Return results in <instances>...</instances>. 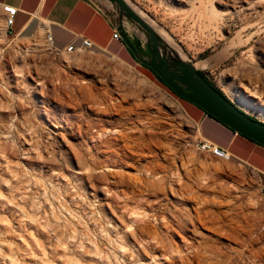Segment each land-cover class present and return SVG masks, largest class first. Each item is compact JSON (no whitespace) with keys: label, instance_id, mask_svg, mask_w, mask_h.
I'll return each instance as SVG.
<instances>
[{"label":"rangeland","instance_id":"374dc122","mask_svg":"<svg viewBox=\"0 0 264 264\" xmlns=\"http://www.w3.org/2000/svg\"><path fill=\"white\" fill-rule=\"evenodd\" d=\"M126 1L264 122V0ZM181 100L137 62L11 40L0 19V264H264L262 186L199 149Z\"/></svg>","mask_w":264,"mask_h":264},{"label":"crops","instance_id":"0c3cea01","mask_svg":"<svg viewBox=\"0 0 264 264\" xmlns=\"http://www.w3.org/2000/svg\"><path fill=\"white\" fill-rule=\"evenodd\" d=\"M16 9L13 23L4 26L11 40L46 39L52 48L64 52L68 47L82 49L84 39L92 43L91 52L120 61L135 62L124 44L113 39L115 26L109 9L99 0H0V19L4 6ZM182 101V100H181ZM186 114L195 125L200 140L228 153L239 165L252 170L264 186V147L223 126L189 102Z\"/></svg>","mask_w":264,"mask_h":264},{"label":"water","instance_id":"95a60500","mask_svg":"<svg viewBox=\"0 0 264 264\" xmlns=\"http://www.w3.org/2000/svg\"><path fill=\"white\" fill-rule=\"evenodd\" d=\"M109 9L126 49L178 98L198 107L231 131L264 147V122L248 115L221 94L193 62L184 58L126 0H99ZM131 40L136 41V47ZM137 47L142 52H137ZM147 50V53L144 50Z\"/></svg>","mask_w":264,"mask_h":264},{"label":"built area","instance_id":"2783aa9c","mask_svg":"<svg viewBox=\"0 0 264 264\" xmlns=\"http://www.w3.org/2000/svg\"><path fill=\"white\" fill-rule=\"evenodd\" d=\"M3 11L6 14V16L4 18V26L5 27H10L12 25V23H13V18H14V15L16 13V9L14 7H12V6H8L7 5V6L3 7ZM113 39L116 40V41H120V37H119V35L116 32H114V34H113ZM46 41L52 47L50 38L48 36L46 37ZM91 48H92V43L89 40L84 39L83 42H82V49L90 51ZM76 50H78V49H75L73 47H68L64 52L72 53V52H74ZM199 149H201L203 151H211V150H213L217 154L226 155L227 156L226 160L232 159L231 156L228 153H226L223 150L213 146L211 143H209V142H207L205 140H202V141L200 140ZM262 193H264V186H262Z\"/></svg>","mask_w":264,"mask_h":264},{"label":"bare ground","instance_id":"6f19581e","mask_svg":"<svg viewBox=\"0 0 264 264\" xmlns=\"http://www.w3.org/2000/svg\"><path fill=\"white\" fill-rule=\"evenodd\" d=\"M247 1H249V0H247ZM240 2V1H239ZM250 2V1H249ZM245 3V2H244ZM253 3V2H252ZM224 4V3H223ZM226 6H227V8H228V11H229V9L230 8H232V9H236V6H237V0H226V4H225ZM242 6V5H241ZM249 6V5H248ZM239 8H241V7H238V9ZM212 9V8H211ZM247 9V8H246ZM241 10V9H240ZM227 12V11H226ZM212 16L214 17L215 16V18L214 19H216V18H219L220 17V19L222 20V17L221 16H219L218 14H216L214 11L212 12ZM160 31V30H159ZM160 34H162L167 40H169V38L163 33V32H161L160 31ZM50 45V44H49ZM264 50V49H263ZM264 53V52H263ZM25 63V62H24ZM27 64V63H26ZM194 66L196 67V63L194 64ZM197 69H200V68H198V67H196ZM256 90V89H255ZM247 93V92H246ZM251 94V93H250ZM252 95L253 96H255V94L252 92ZM256 97V96H255ZM106 133V132H105ZM124 135V134H123ZM126 136V135H125ZM128 136V135H127ZM130 138L132 137V136H129ZM128 138V137H127ZM126 138V139H127ZM116 139V138H115ZM121 139V138H120ZM132 139V138H131ZM122 140H123V137H122ZM121 141V140H120ZM124 141V140H123ZM130 140H128V142H129ZM125 144H126V142H124ZM127 148H128V146H126ZM131 148V147H130ZM125 149V148H124ZM123 150V149H122ZM130 150V149H129ZM134 150V149H133ZM136 150V149H135ZM138 151V150H137ZM130 152V151H129ZM135 152V151H134ZM140 152V151H139ZM211 152H213L216 156H218V157H221V158H227V156L226 155H222V154H217V153H215L213 150H211ZM141 153V152H140ZM125 155H126V153H125ZM143 155V154H142ZM137 157V156H136ZM141 156H139V158H140ZM150 170V169H149ZM152 170V169H151ZM219 170V169H218ZM153 171V170H152ZM154 172V171H153ZM148 173H149V171H148ZM152 174V173H151ZM155 174H156V172H155ZM152 175H154V174H152ZM139 178V177H138ZM141 180V179H140ZM138 181V180H137ZM162 182H163V180H162ZM140 183H141V181H140ZM193 220V219H192ZM139 228V227H138ZM136 230H137V228H136ZM196 232V231H195ZM172 259V258H171Z\"/></svg>","mask_w":264,"mask_h":264},{"label":"flooded vegetation","instance_id":"af4514ba","mask_svg":"<svg viewBox=\"0 0 264 264\" xmlns=\"http://www.w3.org/2000/svg\"><path fill=\"white\" fill-rule=\"evenodd\" d=\"M131 43H132L133 46L136 47V41L131 40ZM137 52L140 54V53L142 52V48H141V47H137ZM144 52L147 53V50L145 49ZM130 54H131V53H130ZM131 56H132V59H134L135 62H137V63H139L141 66H143V67L146 69V71H148V72H150V73H153L149 68H147L145 65L141 64L138 60H136V59L133 57L132 54H131ZM162 83H163V82H162ZM163 84H164V83H163ZM167 88H168V87H167ZM179 99H180V98H179Z\"/></svg>","mask_w":264,"mask_h":264},{"label":"trees","instance_id":"16d2710c","mask_svg":"<svg viewBox=\"0 0 264 264\" xmlns=\"http://www.w3.org/2000/svg\"><path fill=\"white\" fill-rule=\"evenodd\" d=\"M144 72V71H143ZM142 72V73H143ZM144 75H146L147 76V74L144 72L143 73ZM155 77H156V79H157V81H158V83L162 86V87H164V88H166L169 92H170V94L174 97V98H178L169 88H167L163 83H162V81L154 74V73H152ZM204 75V74H203ZM148 77V76H147ZM205 77V76H204ZM205 79H206V77H205ZM208 81V80H207ZM210 83V82H209ZM211 85H213V84H211ZM214 86V85H213ZM216 88V87H215ZM217 89V88H216ZM218 90V89H217ZM221 94H222V92L220 91V90H218Z\"/></svg>","mask_w":264,"mask_h":264}]
</instances>
